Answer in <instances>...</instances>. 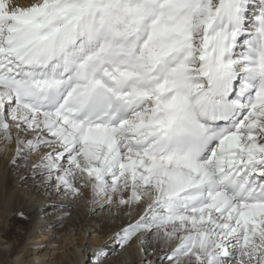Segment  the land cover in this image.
Instances as JSON below:
<instances>
[{"label":"snow or ice","instance_id":"1","mask_svg":"<svg viewBox=\"0 0 264 264\" xmlns=\"http://www.w3.org/2000/svg\"><path fill=\"white\" fill-rule=\"evenodd\" d=\"M0 144L141 264H264V0H0Z\"/></svg>","mask_w":264,"mask_h":264},{"label":"bare ground","instance_id":"2","mask_svg":"<svg viewBox=\"0 0 264 264\" xmlns=\"http://www.w3.org/2000/svg\"><path fill=\"white\" fill-rule=\"evenodd\" d=\"M23 2H26V0H23ZM13 156V150L9 149L8 151H5L3 148V145L0 144V161H3L6 158H12ZM27 172L22 171L21 174H19V181L18 185L14 188L11 189H4L3 186L0 187V205H3L7 210H12V211H20L23 210L26 214H33L35 216V221L33 225L30 226L29 229H26V235L24 236V239L21 243H18L17 241H8L4 239V233L7 229V223H4V227L0 228V252H3L7 255V258L10 261V264H26V258L30 255H33V259L31 261H27V264H53V263H48L47 261L49 260L51 253L50 252H55L56 250H63V252L67 251V248L70 246H76L77 245V255L75 256L74 260L71 261L68 257H63L60 261L62 264H86L85 258H86V253L87 251L80 250V247L84 245L85 241L88 246H93L96 247V249H100L104 246V241L110 239L112 237L113 232L117 231L120 226L110 228L109 225H105V227L101 226L99 228L98 221L91 219V217H84L80 213H76L77 217L72 216L71 221L68 223L67 227L62 229L61 232L57 238V242L59 245L56 247H46L45 249H42V246L44 244L43 240V235H47L48 232L42 231L39 233L41 230L44 229V226L48 224L49 222L51 223L50 226H53V220L50 218H45L46 217V212L45 208H47V205L50 203L45 200V198H39L38 200L35 201V204L31 205V201L33 200V197H30V199H27L25 196L24 199L25 201H21L20 195L22 194L21 189L19 188L20 186H34L35 188L37 186V183H35V180H33L31 177H29L27 180L22 181L20 179L21 176H25ZM37 187L36 190L32 192V195L36 193V191H39ZM30 188V187H29ZM41 193V192H39ZM49 194V193H48ZM62 199H58L56 203L61 204V205H66L67 203H64V201H60ZM69 200V199H65ZM38 202V203H36ZM93 207V206H92ZM100 208L99 206L93 207V209ZM76 209V208H75ZM92 209V210H93ZM4 210L0 211V225H2V218L4 217ZM46 221L44 224L43 222ZM57 226L61 225L60 221H55L54 222ZM42 224V225H39ZM80 226V232L78 233L75 231V226ZM92 232L94 233L92 236L90 234ZM103 233V234H100ZM42 237V240L40 241H35L37 238ZM23 238V237H22ZM55 238L51 237L50 241L48 242L49 244H55L57 243ZM78 241V242H77ZM112 247L107 248L108 249V255L110 253L116 252V245L114 242H111L110 244ZM92 248L91 252L94 253L95 261L97 260L101 261L99 264H122L126 259L123 255L121 254H115L111 255L108 259L100 258L98 256L97 250L96 253L94 249ZM132 251H130L131 253ZM129 253L130 257L131 254ZM138 253V252H137ZM133 262L134 259L136 260L138 257L141 256V254H136L133 253ZM107 255V256H108ZM136 263V261L134 262ZM137 263H139L137 261Z\"/></svg>","mask_w":264,"mask_h":264},{"label":"rangeland","instance_id":"3","mask_svg":"<svg viewBox=\"0 0 264 264\" xmlns=\"http://www.w3.org/2000/svg\"><path fill=\"white\" fill-rule=\"evenodd\" d=\"M12 159V158H11ZM11 159L8 157L4 159L3 161H0V187L3 186L4 189L8 188H14L16 184L18 185L19 181V174H21L22 171L27 172L28 170L23 167L24 161H20V166L18 167H13L11 163ZM35 183H37V186L33 188L34 186H20L19 188L21 189L22 194L20 195L21 201H25L24 197L25 196L27 199H30V197H33V200L31 201V205L35 204V201L38 200L39 198H45L50 204L47 205V208H45L46 217L45 218H50L53 221V226H50V222L44 226V229L41 230L39 233L42 231L48 232L47 235H43V240L44 244L42 246V249H45L46 247H56L59 245L57 242V238L61 232L62 229L66 228L68 223L71 221V217H77L76 213L82 214L84 217H91V219L97 220L99 228L101 226L105 227V225H109L110 228L118 227L124 224L125 222L128 221L129 217L121 213L120 215H116L115 212H110L107 208L101 209V208H94L97 207V205H93L91 203V199L89 198H79V199H72L69 197H65L63 194H58L54 188H46V187H41L39 191H36L34 195H32V192L34 190L39 189L40 186H43L40 184L39 180H35ZM30 187V188H29ZM41 192V193H39ZM49 193V194H48ZM69 199L68 201L65 199ZM58 199H62L60 201H64V203H67L66 205H61L56 203ZM38 203V202H36ZM93 206V207H92ZM76 208V209H75ZM93 209V210H92ZM4 210V217L2 218V225H0V228L4 227V223H7V229L4 233V239L8 241H17L18 243H21L24 239V236L26 235V229H29L31 225H33L35 221V216L33 214H26L23 210L20 211H12V210H7L3 205H0V211ZM23 213V215H19L18 213ZM60 221L61 225L57 226L54 222L55 221ZM44 224L46 221L43 222ZM42 225V224H39ZM80 226H75V231ZM80 232V228L78 229V233ZM116 232V231H115ZM113 232V234L115 233ZM96 232H92L90 236H92ZM103 234V233H100ZM23 237V238H22ZM54 237V243L55 244H49L48 242L50 241V238ZM42 240V237L37 238L35 241H40ZM108 240L104 241V246L106 248L112 247L110 244L111 243H106ZM78 242V241H77ZM87 241H85L84 245L80 247V250L82 253L83 251L86 250V264H99V260L97 262L95 261L94 253L91 252L93 246H88L86 244ZM138 245H131L128 248H116V252L110 253L111 255L115 254H121L125 257V261L122 264H141V256L138 257L136 260L134 259L133 262V253L136 254H141L138 251ZM95 253H96V247L93 248ZM77 245L76 246H69L67 248V251L63 252V250H56L55 252H50L51 256L49 260L47 261L48 263H53V264H62L60 261L63 257H68L71 261L74 260L75 256L77 255ZM130 251H132L130 253ZM138 252V253H137ZM129 253L131 254L132 257H130ZM110 254L104 259H108L110 257ZM33 255H30L26 258V264L28 263L27 261H31L33 259ZM137 261L139 263H137ZM0 264H10L9 259L7 258V255L3 252H0Z\"/></svg>","mask_w":264,"mask_h":264}]
</instances>
